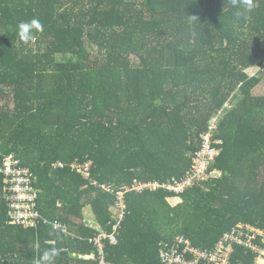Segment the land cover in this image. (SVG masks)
Segmentation results:
<instances>
[{"label":"trees","instance_id":"obj_1","mask_svg":"<svg viewBox=\"0 0 264 264\" xmlns=\"http://www.w3.org/2000/svg\"><path fill=\"white\" fill-rule=\"evenodd\" d=\"M231 4L0 0V98L12 96L0 107V167L12 154L30 168L40 212L69 231L10 225L0 175V264H34L48 248L58 250L54 264H96L90 240L99 232L84 221L109 233L114 199L71 165L91 161V181L115 189L170 183L185 177L220 113L224 144L213 169L222 177L187 191L177 207L163 191L127 195L105 261L161 264L160 245L178 235L213 250L239 224L264 230V94L255 95L264 86V0H252L243 21ZM32 19L42 29L25 42L18 25ZM250 255L238 249L233 264H252Z\"/></svg>","mask_w":264,"mask_h":264},{"label":"built area","instance_id":"obj_2","mask_svg":"<svg viewBox=\"0 0 264 264\" xmlns=\"http://www.w3.org/2000/svg\"><path fill=\"white\" fill-rule=\"evenodd\" d=\"M230 108V104L226 105ZM220 114L209 120L207 130L201 135L200 148L193 153L192 163L185 177L173 179L170 183H142L134 181L131 185L115 189L111 185H97L91 181V161L74 162L71 168L75 173L89 182V186L111 195L114 204L111 212V231L104 232L97 224L85 223L94 228L99 234L90 240L97 251V263L107 264L104 257V242L118 243L119 231L127 213V195L131 193H169L176 198L187 191L205 183L213 182L215 177L213 166L222 152L223 140L217 136ZM55 169H65L62 162L54 164ZM3 177L4 196L8 207V223L25 229H38L41 225H52L55 230L69 234L68 229L45 218L39 210L38 198L40 192L35 187L36 179L30 168L22 166L20 161L9 155L0 167ZM238 249L244 250L246 255L255 254L252 264H264V230L250 224H239L235 229L225 233L213 250H203L196 247L190 238L178 235L168 242H163L158 251L161 264H233ZM251 256V255H250ZM81 259L93 257L79 256ZM243 264V260L241 261Z\"/></svg>","mask_w":264,"mask_h":264},{"label":"clouds","instance_id":"obj_3","mask_svg":"<svg viewBox=\"0 0 264 264\" xmlns=\"http://www.w3.org/2000/svg\"><path fill=\"white\" fill-rule=\"evenodd\" d=\"M231 7L232 17L236 21H243L247 19V14L252 10V0H232ZM41 30L42 25L37 19L31 21L21 22L18 25V35L21 40L27 42L32 39L33 30ZM58 255V250L55 248H48L43 250L39 256L34 260V264H54L55 258Z\"/></svg>","mask_w":264,"mask_h":264},{"label":"rangeland","instance_id":"obj_4","mask_svg":"<svg viewBox=\"0 0 264 264\" xmlns=\"http://www.w3.org/2000/svg\"><path fill=\"white\" fill-rule=\"evenodd\" d=\"M131 59H132V61H133L134 64L135 63H138V57L137 56L134 55V56H132ZM258 72H259V69H257V68L256 69H250V70H248V74L250 76H254V75L258 74ZM263 94H264V86L258 88L256 90V92H255V95L256 96H263ZM11 101H12V96L10 94H6V96L0 98V105L5 106L6 104L11 103ZM214 170L215 171H213V173L215 174V177L218 178L220 176L219 178H221L222 175H221L220 171H218L216 169H214ZM179 204H180V201L171 202V205L176 206V207ZM84 223H89V224L91 223V226H93V222H91L89 220H85Z\"/></svg>","mask_w":264,"mask_h":264},{"label":"crops","instance_id":"obj_5","mask_svg":"<svg viewBox=\"0 0 264 264\" xmlns=\"http://www.w3.org/2000/svg\"><path fill=\"white\" fill-rule=\"evenodd\" d=\"M6 94H9V93H6ZM11 103H12V101H11ZM11 103H8V104H6V105H11ZM5 105V106H6ZM0 107L2 108V107H4V106H2V105H0ZM177 201H180V204H182V200L181 199H179V198H175V199H170V200H168V203L171 205V202H177ZM179 204V205H180ZM172 207H176V206H173V205H171Z\"/></svg>","mask_w":264,"mask_h":264}]
</instances>
